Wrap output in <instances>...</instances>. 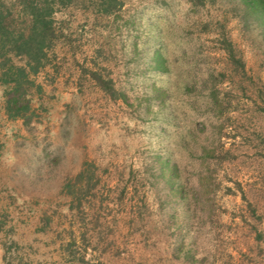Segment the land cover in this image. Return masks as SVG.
<instances>
[{"label":"rangeland","instance_id":"374dc122","mask_svg":"<svg viewBox=\"0 0 264 264\" xmlns=\"http://www.w3.org/2000/svg\"><path fill=\"white\" fill-rule=\"evenodd\" d=\"M122 2L55 12L26 116L0 79V264H264V34L244 0Z\"/></svg>","mask_w":264,"mask_h":264},{"label":"trees","instance_id":"16d2710c","mask_svg":"<svg viewBox=\"0 0 264 264\" xmlns=\"http://www.w3.org/2000/svg\"><path fill=\"white\" fill-rule=\"evenodd\" d=\"M192 1L203 3L204 0ZM244 2L247 5L248 25L252 22L253 27H259L264 34V0H244ZM71 3L91 9V12L98 16H111L121 9L123 2L122 0H17L19 6L17 15L22 16V24L15 23L13 17L15 14H9L5 6L4 10L0 9V79L6 84L5 109L14 117L26 116L30 112L31 92L35 85L34 76L50 63L59 38L54 14ZM13 58H17L20 64L12 61ZM159 61L160 59L157 65ZM105 70L95 65L90 69H84L83 73L111 98L124 96L115 88L113 79Z\"/></svg>","mask_w":264,"mask_h":264}]
</instances>
